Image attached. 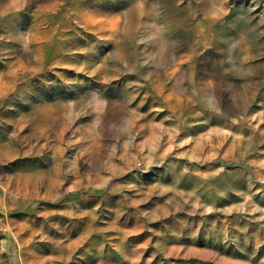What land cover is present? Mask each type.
Masks as SVG:
<instances>
[{
  "label": "rangeland",
  "instance_id": "1",
  "mask_svg": "<svg viewBox=\"0 0 264 264\" xmlns=\"http://www.w3.org/2000/svg\"><path fill=\"white\" fill-rule=\"evenodd\" d=\"M0 264H264V0H0Z\"/></svg>",
  "mask_w": 264,
  "mask_h": 264
}]
</instances>
